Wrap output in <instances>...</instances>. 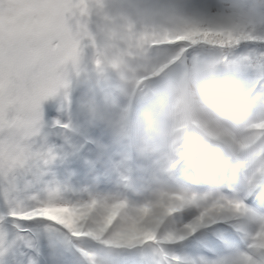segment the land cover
<instances>
[{
	"label": "rangeland",
	"instance_id": "rangeland-1",
	"mask_svg": "<svg viewBox=\"0 0 264 264\" xmlns=\"http://www.w3.org/2000/svg\"><path fill=\"white\" fill-rule=\"evenodd\" d=\"M258 1L260 4H256L255 0H88L87 3L82 0L79 13L82 19L74 21V32L84 31L90 38V47L77 70L78 79L72 81L67 101L54 96L43 101L41 106L45 126L55 119L66 121L73 127L74 134L71 136L60 132L61 136H55L53 131L42 130L48 145L55 149V158L46 165L43 180H55L59 185L70 189V195L75 193L78 198L96 202L93 207L100 222L94 231L95 235L93 233L90 237L92 240L84 237L77 241L78 245L90 250L94 264H117L118 258L121 264L125 260L128 264H169L172 260L163 257L164 253L178 259L174 250L189 249H181L179 246L176 248L175 244H171L174 241L168 239L175 228L176 219L180 215L187 217L196 207H204L209 194L216 189L212 186L193 191L181 186L167 153L168 148L172 146L178 153L182 143H177V147H174V140L182 141L184 135L188 136V150L191 155H197V161L193 160L185 170L190 169L188 176L194 181L199 179L198 174H202L204 161L203 151L191 153L195 149L194 140L205 141L210 137L224 141L228 132L240 134L242 127H245L248 130L242 142L251 143L259 134L255 129L264 128V77L261 78L263 81L259 85L260 90L255 92L251 104L243 112H234L232 109L236 104H241L248 87L240 84L236 96L230 95L234 86L228 87L230 90L226 93H229V102L224 108L229 111L227 116L223 114V108L217 105V109L215 106V87L208 86L207 90L202 91L211 92L210 100L217 110V117L220 122L224 121L223 128L213 132L201 126L200 116L183 93L185 66L181 54L185 48L184 41L154 45L147 50L149 47L143 43L168 38L173 33L198 29L203 20L214 31H219V36L226 41H232V36L239 31L248 35L249 39L257 38L254 33L260 31L259 36L264 38V26L260 29L249 27L251 23L258 25L259 19L264 20V0ZM67 2L68 0H36L33 22H41L40 13L44 10L43 20L49 33L55 35L63 32L71 18V13L64 7ZM244 46L246 50L238 56L244 57L251 53L253 58L261 61V70L255 74L252 72V75L255 78L263 76L264 67L257 49L264 48V43L259 47L254 43ZM204 50L201 53H190V69L197 74L194 75L195 81L206 79L207 63L218 60L221 55L213 49ZM179 54L181 60L171 63V57ZM92 62L100 65L96 67L91 65ZM166 63H169L168 74L165 76L167 80L160 79L148 84L153 87L154 95L147 96L146 92L141 91L137 94L134 107L140 144L137 154L130 158L129 155L122 154L125 147H120L122 152L112 147L114 141H117L114 133L124 128L122 123L125 114L111 109L115 105L113 92L116 89L110 84V78L122 86L124 93H132L135 91L133 85L136 86L141 76L151 73L155 76ZM227 63L228 61V68L222 72L226 75L236 70L235 67L230 68L232 62ZM114 64L116 68L111 67ZM148 102L154 107L152 112L146 110ZM127 105L128 103L125 104ZM55 114L59 117H55ZM172 131L180 134L173 139ZM107 132L112 143L105 145L100 153L102 158H99L100 155L87 154L81 160L88 150L84 146L77 148L75 137L83 136L86 142L99 148L100 140L95 138L98 134L103 136ZM234 145L237 146L236 138ZM66 146L75 150L65 152ZM255 147L253 154L245 159L243 177L245 185L251 187L256 186L264 173V158L261 156L264 141ZM255 159L259 161L252 166ZM131 160L135 167L129 165ZM215 162L220 164L218 158ZM166 172L175 177V185L180 186L179 189L169 186L160 178V173ZM89 210L93 208L90 207ZM69 216L64 218L71 222L73 217L71 214ZM112 219L115 221L106 240H101L98 234L105 226H110ZM149 228L151 231L147 230ZM147 239L154 246L148 245L144 249L153 254L154 261L148 262V257L143 255L145 252L140 250V244ZM161 241L164 243L160 245L158 242ZM83 257L88 258L85 254Z\"/></svg>",
	"mask_w": 264,
	"mask_h": 264
},
{
	"label": "snow or ice",
	"instance_id": "snow-or-ice-1",
	"mask_svg": "<svg viewBox=\"0 0 264 264\" xmlns=\"http://www.w3.org/2000/svg\"><path fill=\"white\" fill-rule=\"evenodd\" d=\"M64 7L71 18L52 35L44 10L41 22H33L36 0H0V264H84L77 241L90 238L100 222L95 201L43 180L55 151L42 132V102L54 96L67 101L90 47L84 31L74 32L82 0ZM257 53L264 67V48ZM52 125L69 126L58 119ZM262 189L234 187L225 168L207 204L176 219L168 239L189 250H174L178 259L169 264H264Z\"/></svg>",
	"mask_w": 264,
	"mask_h": 264
},
{
	"label": "bare ground",
	"instance_id": "bare-ground-1",
	"mask_svg": "<svg viewBox=\"0 0 264 264\" xmlns=\"http://www.w3.org/2000/svg\"><path fill=\"white\" fill-rule=\"evenodd\" d=\"M187 95L190 99V102L192 105L196 108L197 112L201 116V123L205 125L210 130H218L220 128L219 123L217 120L207 111L205 107L202 106V103L197 99L196 95L194 94V91L192 88L188 87L186 88ZM233 135L228 134L226 144L224 145L225 152H228L231 149ZM201 144H199L200 146ZM232 161V158L230 159ZM213 171H209V174ZM216 176L221 179L222 175L218 172H215ZM263 190V189H262Z\"/></svg>",
	"mask_w": 264,
	"mask_h": 264
},
{
	"label": "trees",
	"instance_id": "trees-1",
	"mask_svg": "<svg viewBox=\"0 0 264 264\" xmlns=\"http://www.w3.org/2000/svg\"><path fill=\"white\" fill-rule=\"evenodd\" d=\"M240 35H242L241 33H240ZM207 39V40H211V41H213V42H218V43H220L222 40H224V39H222V38H220L219 36H217V35H213V34H208V33H205L204 35H203V39ZM239 39H242V36H239ZM224 43H227L226 41H224Z\"/></svg>",
	"mask_w": 264,
	"mask_h": 264
}]
</instances>
